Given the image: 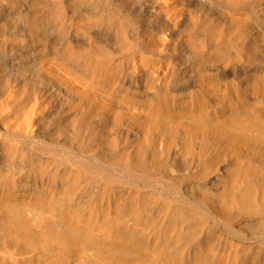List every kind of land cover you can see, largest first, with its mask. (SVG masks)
<instances>
[{
  "label": "bare ground",
  "instance_id": "1",
  "mask_svg": "<svg viewBox=\"0 0 264 264\" xmlns=\"http://www.w3.org/2000/svg\"><path fill=\"white\" fill-rule=\"evenodd\" d=\"M0 264H264V0H0Z\"/></svg>",
  "mask_w": 264,
  "mask_h": 264
}]
</instances>
